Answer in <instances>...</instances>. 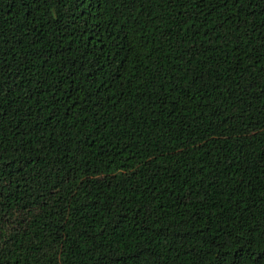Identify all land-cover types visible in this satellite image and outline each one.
<instances>
[{"label":"trees","instance_id":"1","mask_svg":"<svg viewBox=\"0 0 264 264\" xmlns=\"http://www.w3.org/2000/svg\"><path fill=\"white\" fill-rule=\"evenodd\" d=\"M0 264H264V0H0Z\"/></svg>","mask_w":264,"mask_h":264}]
</instances>
